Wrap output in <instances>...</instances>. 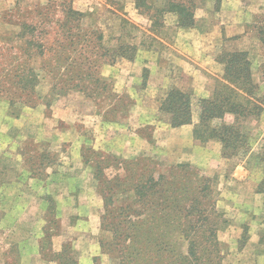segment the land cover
Wrapping results in <instances>:
<instances>
[{
	"label": "rangeland",
	"instance_id": "374dc122",
	"mask_svg": "<svg viewBox=\"0 0 264 264\" xmlns=\"http://www.w3.org/2000/svg\"><path fill=\"white\" fill-rule=\"evenodd\" d=\"M192 1L194 4L189 7L195 25L197 7L205 0ZM212 1L211 14L219 10L220 2ZM251 3H259L254 12H251ZM66 5L82 13L81 29L92 38V44H100L91 53L97 60L94 78L84 81L96 91L94 99L78 89H69L64 94L53 90V78L38 69L40 59L34 54V47L29 48L27 56V65L37 71L34 93L21 91L14 78V69L19 67L15 54L20 53L17 48L24 45L15 36L19 25L53 17L47 26L50 33L45 41L54 40L56 23L63 21L62 9ZM241 5L248 7L244 15H238L243 19L248 49L241 51L246 52L250 62L251 75L258 86L257 95L264 98V44L259 34L262 29L264 35V0H242ZM140 8L136 0H0V264H117L119 259H113L103 249V246L108 247L106 242L112 240L113 234L108 229L114 222L107 214L103 220L104 201L98 187L103 186V179L123 177L120 164L137 158L142 160L144 168L153 166L155 176L166 173L171 166L182 165V170L193 181L200 175L209 179L204 192L206 199L198 198L193 204L197 209L205 207L207 221L198 222L200 225L192 220L186 223L190 226H184L185 229L198 230L189 232L187 240H177L178 251L186 255L189 243L193 242L198 257L196 264H263L259 256L264 254V233L260 231L258 237L251 240L249 230L251 220L264 221V109L259 118L247 123L248 146L237 150L235 155L223 157V164L213 174H204L199 167L190 164L163 166L146 151L122 157L100 148L105 139L108 146L118 148L123 133L131 135L129 128L135 127V121L129 119L136 109L141 110L142 100L153 95L159 103L165 91L175 86L174 65L168 62L163 87L147 89V83L139 82L134 94L117 91L115 79L125 80L124 65L154 63L152 59L142 58L147 49L149 57L156 62L168 61L174 29L169 26V20L167 25L165 23L167 14L176 16L178 28L193 26H179L174 12H165L157 19L154 9ZM215 19L214 13L207 24ZM95 30L101 32V41L94 38ZM162 36L168 38V45L156 38ZM125 44L135 46V50L126 47L119 50V45ZM226 44L217 46V61L222 53L237 49ZM137 49L145 52L138 53L140 58L135 62ZM113 66L115 71H109ZM147 71L142 73L144 82L148 80ZM97 76L101 82L95 81ZM111 90L116 97L110 95ZM150 108L151 101L143 102L145 111ZM192 114L196 118L195 106ZM155 118V123L138 127L137 132L148 142H152L157 123L168 125L166 116L159 110ZM225 121L231 122V116L226 115ZM220 122L215 119L212 125ZM97 165L100 175L95 174ZM236 166L251 177L246 182L259 194L256 201L261 203V209L245 210L233 200L234 193L246 186L244 181H232ZM108 188H103L106 197L110 195ZM115 195L119 205L131 204L134 199L133 193L122 190ZM196 211L190 210L188 221L197 219V216L194 218Z\"/></svg>",
	"mask_w": 264,
	"mask_h": 264
},
{
	"label": "trees",
	"instance_id": "16d2710c",
	"mask_svg": "<svg viewBox=\"0 0 264 264\" xmlns=\"http://www.w3.org/2000/svg\"><path fill=\"white\" fill-rule=\"evenodd\" d=\"M193 4L192 0H136L139 9H154L157 19L165 12H174L178 15L181 27L193 25V12L189 7ZM62 16L63 21L56 23L54 40L45 41L50 33L47 26L53 17L38 19L35 23L22 22L19 25L15 36L24 45L17 48L21 52L15 54L16 61L19 62V67L14 69L16 84L21 91H35L37 71L27 65L29 48L34 47V54L40 59L38 69L53 78V90L64 94L69 89H78L94 99L96 91L84 81L94 78L93 69L97 60L96 55L91 53L100 44H92V38L81 29V12L66 5L62 9ZM95 32L94 38L101 41V32ZM259 34L264 44L262 29ZM124 47L135 50V46L127 44L119 45L118 48L123 50ZM218 61L223 64V76L216 79L210 97L196 98L187 91L170 86L159 99L158 110L166 116L170 127L193 123V139L199 143L217 139L221 144L222 156L228 157L248 146L247 123L259 118L264 109V98L257 95L258 86L253 81L245 51L224 52L218 57ZM95 81L102 80L97 76ZM107 85L104 83V87ZM110 95L117 96L112 90ZM193 106L197 110L194 122ZM226 115L231 116V122L225 121ZM215 119L221 121L217 126L212 125ZM120 166L124 170L123 177L116 175L111 179H103V186L98 187L104 201L103 220L107 214L114 222L113 227L108 229L113 234L111 242H106L108 247L103 244L101 247L113 259H119L117 264H196L198 257L193 250V242L189 243L186 255L193 257L195 263L178 251L175 245L178 239L187 240L189 232L198 230L185 229L184 226H190L187 222L192 220L196 225H200L198 222L206 223L205 207L197 209L193 204L198 198L206 199L204 192L207 191L209 179L200 175L193 181L182 170V165L171 166L166 173L155 176V168H144L140 158L124 160ZM96 169H99L98 165ZM95 174L100 175V171ZM104 187H109V197H106ZM118 190L134 194L131 204H118L115 195ZM134 204H138V207H133ZM192 209L197 210L194 216L197 219L188 221ZM212 232L213 230L210 231L211 236ZM113 250L117 252L114 253Z\"/></svg>",
	"mask_w": 264,
	"mask_h": 264
},
{
	"label": "crops",
	"instance_id": "0c3cea01",
	"mask_svg": "<svg viewBox=\"0 0 264 264\" xmlns=\"http://www.w3.org/2000/svg\"><path fill=\"white\" fill-rule=\"evenodd\" d=\"M212 2V0H205V4L203 3V5L197 7L199 12H197V15L195 14L196 24L189 28H178L176 26V16L170 13L167 14L165 23L167 25L168 22L166 21L169 20V26H172L174 29L171 33L174 41L173 44H169L172 51L169 53L170 57H168V61L156 62L154 58L149 57L150 51L148 49L146 52L137 49L135 62L140 58L138 53L145 52L142 58L152 59L154 63L151 64L148 61V63L144 62L143 65L133 62H129V65L125 64V68H123L127 74H125V80L123 81L122 77L120 81L115 79L117 91L121 90L134 94L137 92L139 82L142 84L147 83V89L156 90L158 87H163L166 83L167 76L165 72L169 66V62V64L174 65L175 86L191 93L196 98L210 97L216 79H219L223 73V64L215 58L217 46L221 44L227 46L226 43H228L231 44L230 48H237L235 50H248L245 46L247 38L242 24L243 19L238 16L243 14L244 9L248 7L241 5L242 0H220L219 10H214L216 19L209 25L207 24V19L214 14H211L212 8L209 7V4ZM251 7V12H254L259 7V3H251ZM216 15L218 16L216 17ZM166 29H168V26ZM156 38L165 44L168 43L167 37ZM114 67H111L109 71L112 72ZM145 69L149 73L147 82L143 81L142 76ZM145 101H151V110L145 111L143 109V102ZM136 107L138 108V106ZM158 108L159 103L155 99V96L151 95L147 99L142 100L141 110L138 111L136 109L129 119L135 121V127L129 128L132 131L131 133L129 132L131 134L129 136L134 139L130 140L128 132L125 135L123 133V138L120 139V146L118 148L108 146L109 142L106 139L103 140L102 144L99 142L101 144L100 148L109 150L122 157H133L146 151L163 166L174 164L195 165L207 175L217 171L223 164L220 142L217 139H210L204 143L195 141L193 139V123L183 124L178 127H170L167 124L157 123L152 132V142H148L142 138L137 132L138 127L145 123H155ZM262 117L264 118V114ZM194 121L196 120L193 116ZM101 138L104 139V136H101ZM95 141L97 142V138ZM233 175L235 176L232 179L233 182L241 180L246 183V186H242L239 192L234 193L236 196L232 197L233 200L237 201L236 205L244 207L245 210L253 209L256 211L261 209V203H257L256 201L259 194L255 193L252 186L250 187V182H246V179H251L247 175V171L238 169L236 166L233 170ZM258 180L257 177L256 181ZM262 200L264 201V198ZM249 231L251 240H255L260 231L264 233V221L251 220ZM259 260L264 264V254L259 256Z\"/></svg>",
	"mask_w": 264,
	"mask_h": 264
}]
</instances>
